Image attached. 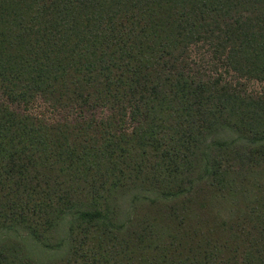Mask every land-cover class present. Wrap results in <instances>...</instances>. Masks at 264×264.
Wrapping results in <instances>:
<instances>
[{
    "label": "trees",
    "instance_id": "16d2710c",
    "mask_svg": "<svg viewBox=\"0 0 264 264\" xmlns=\"http://www.w3.org/2000/svg\"><path fill=\"white\" fill-rule=\"evenodd\" d=\"M252 80L264 0H0V264H264Z\"/></svg>",
    "mask_w": 264,
    "mask_h": 264
},
{
    "label": "rangeland",
    "instance_id": "374dc122",
    "mask_svg": "<svg viewBox=\"0 0 264 264\" xmlns=\"http://www.w3.org/2000/svg\"><path fill=\"white\" fill-rule=\"evenodd\" d=\"M194 60L198 61V53H201L200 51H194ZM210 63V62H207ZM206 62L202 63L200 62L199 64L201 65L200 68V72L201 73H210L211 68L207 65ZM227 80L229 79V76H226ZM243 86L241 87L242 89H245L247 93L252 94V95H256L259 93H263L264 92V83H259L257 81H241ZM234 83V81L232 82ZM13 109L18 110V111H23L26 110V112L35 115V116H39L42 119L51 122V121H58V120H64V119H73L76 116L74 115V113H69L67 111H54L51 110L47 105L43 104V103H36L35 105H33L31 108H24V107H16V106H12Z\"/></svg>",
    "mask_w": 264,
    "mask_h": 264
}]
</instances>
